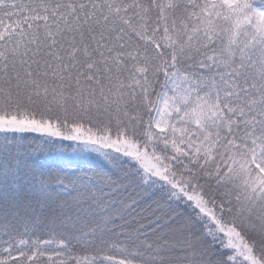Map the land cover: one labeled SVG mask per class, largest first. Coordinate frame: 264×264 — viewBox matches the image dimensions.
Masks as SVG:
<instances>
[{"label": "snow or ice", "instance_id": "6c2138e0", "mask_svg": "<svg viewBox=\"0 0 264 264\" xmlns=\"http://www.w3.org/2000/svg\"><path fill=\"white\" fill-rule=\"evenodd\" d=\"M0 264H264V0H0Z\"/></svg>", "mask_w": 264, "mask_h": 264}]
</instances>
